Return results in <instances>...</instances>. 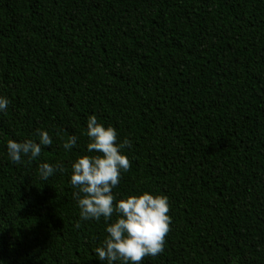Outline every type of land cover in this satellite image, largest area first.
Listing matches in <instances>:
<instances>
[{"label":"trees","instance_id":"1","mask_svg":"<svg viewBox=\"0 0 264 264\" xmlns=\"http://www.w3.org/2000/svg\"><path fill=\"white\" fill-rule=\"evenodd\" d=\"M0 95V264H106L69 183L89 115L131 140L117 199L168 197L141 264H264V0H0ZM37 129L53 144L12 163Z\"/></svg>","mask_w":264,"mask_h":264},{"label":"clouds","instance_id":"2","mask_svg":"<svg viewBox=\"0 0 264 264\" xmlns=\"http://www.w3.org/2000/svg\"><path fill=\"white\" fill-rule=\"evenodd\" d=\"M10 100L0 95V113L5 112ZM36 139L6 142V153L14 164L33 161L41 155L42 147L51 146L53 139L45 129L35 131ZM83 135L86 136L85 153L71 163L70 185L76 189V200L81 220L105 222L106 236L95 255L106 264H141L146 256L155 257L164 251L169 231L168 197L139 191L117 199L113 189L120 183L122 174L130 168L124 149L131 148V140L118 141L117 130L105 126L96 115H89ZM79 137L71 135L63 144L71 150ZM94 153V154H93ZM39 175L47 179L55 172H65L62 164L47 162L39 165Z\"/></svg>","mask_w":264,"mask_h":264}]
</instances>
